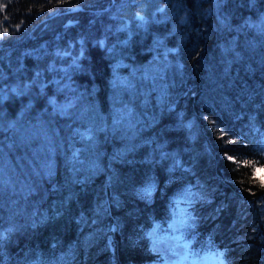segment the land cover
<instances>
[{"label": "trees", "instance_id": "obj_1", "mask_svg": "<svg viewBox=\"0 0 264 264\" xmlns=\"http://www.w3.org/2000/svg\"><path fill=\"white\" fill-rule=\"evenodd\" d=\"M262 181L264 0H0V264L162 262L187 187L264 264Z\"/></svg>", "mask_w": 264, "mask_h": 264}, {"label": "rangeland", "instance_id": "obj_2", "mask_svg": "<svg viewBox=\"0 0 264 264\" xmlns=\"http://www.w3.org/2000/svg\"><path fill=\"white\" fill-rule=\"evenodd\" d=\"M138 16L142 18L143 15L139 13ZM63 20V17H53L47 25L51 26L49 27L51 29L59 25ZM68 52L66 51L65 54ZM191 192L196 191L192 187H187L183 192V197L179 196L177 198L176 211L170 220V222H173L172 226H174V230L168 232L164 237L155 240V247L167 259L154 264H227L225 259L215 252L211 254H202L201 252L195 254L190 250L189 239H186L184 232L194 221L190 204L195 202L196 195L193 196Z\"/></svg>", "mask_w": 264, "mask_h": 264}, {"label": "snow or ice", "instance_id": "obj_3", "mask_svg": "<svg viewBox=\"0 0 264 264\" xmlns=\"http://www.w3.org/2000/svg\"><path fill=\"white\" fill-rule=\"evenodd\" d=\"M262 183H264V181H262Z\"/></svg>", "mask_w": 264, "mask_h": 264}]
</instances>
